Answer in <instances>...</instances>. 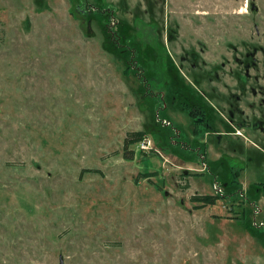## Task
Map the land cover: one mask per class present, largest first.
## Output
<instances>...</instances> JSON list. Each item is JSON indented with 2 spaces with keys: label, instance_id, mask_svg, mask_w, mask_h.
Wrapping results in <instances>:
<instances>
[{
  "label": "rangeland",
  "instance_id": "rangeland-1",
  "mask_svg": "<svg viewBox=\"0 0 264 264\" xmlns=\"http://www.w3.org/2000/svg\"><path fill=\"white\" fill-rule=\"evenodd\" d=\"M255 119L264 0H0V264H264Z\"/></svg>",
  "mask_w": 264,
  "mask_h": 264
},
{
  "label": "trees",
  "instance_id": "trees-1",
  "mask_svg": "<svg viewBox=\"0 0 264 264\" xmlns=\"http://www.w3.org/2000/svg\"><path fill=\"white\" fill-rule=\"evenodd\" d=\"M129 136H130V137L124 139V146H125V147H127L128 144L133 143V142H135V141L138 142V141L142 140V139L145 137V135H144V131H134V132H130V133H129ZM153 174H154V173L148 172V173H144V176L148 177V176H152ZM202 198H203V200H204L205 202H207V203H211V202H210V201H211V199H210L211 197H210V196L205 195V196H203Z\"/></svg>",
  "mask_w": 264,
  "mask_h": 264
},
{
  "label": "flooded vegetation",
  "instance_id": "flooded-vegetation-1",
  "mask_svg": "<svg viewBox=\"0 0 264 264\" xmlns=\"http://www.w3.org/2000/svg\"><path fill=\"white\" fill-rule=\"evenodd\" d=\"M111 26V23H109ZM112 27V26H111ZM112 30L114 31V29L112 28ZM115 35V32L113 33ZM260 124H262V126H260L261 129H264V120L263 119H255L253 120L251 123H249L248 126L250 127H258Z\"/></svg>",
  "mask_w": 264,
  "mask_h": 264
},
{
  "label": "built area",
  "instance_id": "built-area-1",
  "mask_svg": "<svg viewBox=\"0 0 264 264\" xmlns=\"http://www.w3.org/2000/svg\"><path fill=\"white\" fill-rule=\"evenodd\" d=\"M138 143H141L143 147L149 144V140H147L146 137H144L142 140H140Z\"/></svg>",
  "mask_w": 264,
  "mask_h": 264
},
{
  "label": "water",
  "instance_id": "water-1",
  "mask_svg": "<svg viewBox=\"0 0 264 264\" xmlns=\"http://www.w3.org/2000/svg\"><path fill=\"white\" fill-rule=\"evenodd\" d=\"M60 264H63V261H62V259L60 258Z\"/></svg>",
  "mask_w": 264,
  "mask_h": 264
}]
</instances>
